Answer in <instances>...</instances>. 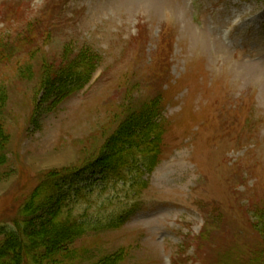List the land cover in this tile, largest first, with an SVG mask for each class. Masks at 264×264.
Listing matches in <instances>:
<instances>
[{"label": "rangeland", "instance_id": "1", "mask_svg": "<svg viewBox=\"0 0 264 264\" xmlns=\"http://www.w3.org/2000/svg\"><path fill=\"white\" fill-rule=\"evenodd\" d=\"M190 1L0 0V249L65 194L57 264H264V0Z\"/></svg>", "mask_w": 264, "mask_h": 264}, {"label": "trees", "instance_id": "2", "mask_svg": "<svg viewBox=\"0 0 264 264\" xmlns=\"http://www.w3.org/2000/svg\"><path fill=\"white\" fill-rule=\"evenodd\" d=\"M113 152L112 154L121 155V152H118L116 148L113 149ZM65 196V194L61 195L62 201L58 204L59 208H27L31 209V213L44 209L42 217L47 219L46 224L41 223L37 230L35 228H30L33 229L30 230L28 229L32 226L30 220H26L27 223L24 224L19 223L18 233H15L18 237L15 235L8 236V240L0 249V255L4 258L0 260L3 262L2 264H57L59 256L66 257L69 255L65 249L67 243H62L68 242L74 235L78 234L82 229V223L80 224L73 218L67 208H62L65 203ZM29 215H31L30 212L27 216ZM58 215L63 216L64 221H61L63 223L58 221ZM71 219L75 221L69 222Z\"/></svg>", "mask_w": 264, "mask_h": 264}]
</instances>
